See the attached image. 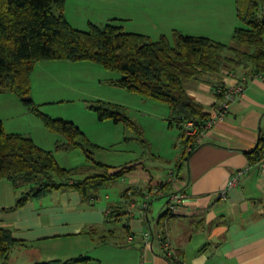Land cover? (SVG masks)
Instances as JSON below:
<instances>
[{
	"label": "crops",
	"instance_id": "1",
	"mask_svg": "<svg viewBox=\"0 0 264 264\" xmlns=\"http://www.w3.org/2000/svg\"><path fill=\"white\" fill-rule=\"evenodd\" d=\"M260 13L264 15V8ZM65 16L80 31H87L91 24L103 27L114 22L128 33L153 41L162 36L172 37L178 31L230 46L235 45L234 31L241 26L237 0H67ZM227 55L236 56L233 52ZM94 68L91 62H39L31 76V97L38 106L52 103L56 96L50 93L51 88H36L48 81L65 90H59V95L77 93L79 78L78 74L73 78L72 69L90 72L92 79ZM110 74L108 84L120 78L117 73ZM101 76L96 78L99 86L103 85ZM238 84L245 86L244 94L188 156L181 131L171 125L168 105L126 93L113 85V92L120 97L95 94L97 100L125 109L144 127L143 149L127 137L124 141L126 130L122 123L102 121L94 112H86L91 137L79 122L66 121L74 123L101 150L124 149L116 152L127 157L120 156L117 161L101 155L94 157L110 167V173L134 169L111 183L119 184L121 191L116 200L106 195L107 203L96 193L86 198L76 190L63 189L12 210L19 193L10 181L0 180V226L10 229L20 242L5 264L65 262L74 258H89L90 264H171L162 256L161 234L170 240L183 264H264V172L250 168L247 155L264 139V73L255 74L254 64L242 61L213 77L208 74L193 80L186 89L208 114L214 115L220 104L216 88ZM0 96V120L6 133L29 137L37 146L53 153L58 145L65 144V138L50 132L16 95L6 92ZM63 100L67 99L55 101ZM58 164L65 169L89 165ZM248 168L239 185L228 191L231 177ZM94 172L99 171L89 168L88 174ZM168 182L170 187L156 195L154 189ZM174 193L187 196L177 213L169 212ZM162 197L166 199L161 201L164 207L160 209L163 205L153 202ZM166 213L169 219L163 217ZM113 224H123L118 236ZM145 231L153 233L149 246L143 236ZM14 252L18 255L11 261Z\"/></svg>",
	"mask_w": 264,
	"mask_h": 264
},
{
	"label": "trees",
	"instance_id": "2",
	"mask_svg": "<svg viewBox=\"0 0 264 264\" xmlns=\"http://www.w3.org/2000/svg\"><path fill=\"white\" fill-rule=\"evenodd\" d=\"M66 3L67 0H0V94L16 95L50 132L64 137L65 144L58 145L56 150L80 148L89 164L76 169L62 168L52 151L40 148L24 135L6 133L0 120V180L10 181L19 193L12 210L63 189L76 190L90 198L104 185L134 169L110 173V167L94 158L98 147L74 123L53 118L40 110L31 97V76L39 62H91L119 74L120 78L111 84L170 107L171 125L181 131L185 147L193 140L185 135L184 123L204 124L212 117L189 96L186 89L189 82L218 74L242 61L252 62L255 74L264 73V15L260 13L264 0H237L241 26L234 31V46L246 48L242 54L233 45L206 37L185 36L178 31H174L172 37L162 36L156 41L128 33L114 22L103 27L91 24L87 31H80L69 24L65 16ZM228 52L236 56H228ZM216 94L222 101L224 93ZM90 109L102 121L122 123L134 133L142 134L141 127L125 109L101 102L92 104ZM193 151H185V155ZM263 152L262 138L255 150L247 152L251 166L262 160ZM89 168L99 172L88 174ZM81 175L85 177L78 178ZM170 185L169 182L160 185L156 195ZM163 217L169 219L170 215L166 213ZM17 244L20 242L12 231L0 226V259L4 264ZM169 262L181 264L175 259ZM37 264H90V259Z\"/></svg>",
	"mask_w": 264,
	"mask_h": 264
},
{
	"label": "rangeland",
	"instance_id": "3",
	"mask_svg": "<svg viewBox=\"0 0 264 264\" xmlns=\"http://www.w3.org/2000/svg\"><path fill=\"white\" fill-rule=\"evenodd\" d=\"M234 47H236L238 50L243 49L239 45L234 46ZM92 64H94V67H95L94 68L95 75L92 76V79L90 76V72L81 71L78 69H72L73 78H74L75 74H78L79 81L77 82V84L79 87V91L77 93L67 94L68 97H66L63 94L59 95V90H62V89L60 88L58 83H55V85H54L53 82L48 81L47 83H42L41 85H36V88L38 90L41 88H43V89L51 88L50 93L53 96H56V97H54L55 100H59V98L67 99V100H63L61 102H57L54 100L52 103H48L47 105L40 106V110L43 113H45V114H47L53 118H57L54 116H61L65 120H68V119L71 120L72 119V120H75L73 122H79L80 124H82V126H84L85 130H87L90 133V137L92 135V129L89 126L90 125V119L88 117V114H86V112L87 113H93L94 111L90 109V106L94 103L101 102L100 100H97L93 96L95 94H102V95L109 96V97H116V98L120 97L118 94H115V92H113V90H112L113 88H111L115 85L110 84V83L108 84V82L106 81L110 77V75H111L110 73L114 74L115 72L106 70L101 65H98L95 63H92ZM99 75H102L100 77V81L102 80V84H103L102 86H99L97 81H96V78ZM209 75H211L213 77L216 74H209ZM206 76L207 75H205L204 77H206ZM36 83H37V80H36ZM75 83L76 82H74L73 84H75ZM111 85H113V86H111ZM122 90H124V89H122ZM62 91L65 92V90H62ZM125 91H126V93H130L127 90H125ZM34 94H35L36 98H38L37 90L35 91ZM130 94H133V93H130ZM69 98L71 99L70 101H68ZM32 99H33V97H32ZM101 103H103V102H101ZM28 110H29V108H28ZM29 112L33 117H36L31 112V110H29ZM93 115H95V114H93ZM37 119L40 122H42L39 118H37ZM138 125L142 129V134L134 133L130 128H127L123 125L124 129L126 130V135L124 133V141H125V137H127L128 139H126V140H128V141L131 140L130 143L133 142L140 147H142V146L144 147V141L145 140L143 141L140 137H143V139H146L145 133H144L145 129L140 124H138ZM145 132H146V130H145ZM56 135H58V134H56ZM143 147H142V149H143ZM180 149H181V147H180ZM53 150L55 151L54 154L56 155L58 162H60L62 166L67 165L68 164L67 162H69V164L67 166H70V167L82 166V165L88 163V158H87L86 154L80 148L70 150V151H57V152H56V149H53ZM119 150L123 151L124 149L121 147H115L114 149H106V150L102 149L101 150L98 147L95 149L94 157L97 158L101 155L102 157H105V158L112 160V161H117L118 159H120V156L121 157H127L124 154H118L116 151H119ZM58 154H60V155H58ZM64 154L66 156H64ZM80 177H84V176L81 175ZM118 185L119 184H116V183H114V184L110 183V184L104 185L102 188H100L99 190L96 191V194L99 195V197L102 198L105 203H107V201L105 200L106 195L111 196L112 200H116L120 194V191H121L120 186H118ZM165 199H166V197H162L160 199H157L153 202V204L160 202L163 205L160 208V209H162L164 207V204L161 201L162 200L164 201ZM155 210H157L156 206L154 207V211ZM113 225H114V229H116V231H117L116 236H118V234H121L120 232L123 231V229H122L123 224H121V225L113 224ZM117 241H118V239H117ZM16 255H18V254L15 252L12 254L11 261H13L15 259ZM3 261L4 260L0 259V264H2ZM10 263H13V262H9V264Z\"/></svg>",
	"mask_w": 264,
	"mask_h": 264
},
{
	"label": "built area",
	"instance_id": "4",
	"mask_svg": "<svg viewBox=\"0 0 264 264\" xmlns=\"http://www.w3.org/2000/svg\"><path fill=\"white\" fill-rule=\"evenodd\" d=\"M245 91V86L243 84H238L235 86H230L226 87L224 85H219L216 88V93L222 94L224 93L223 100L220 101V104L217 108V111L214 115H212L211 119L206 121L204 124H199L198 122L191 121V122H186L184 123V131L185 135L188 138H191L193 141L192 144L188 145L185 150L188 152L193 151L196 149L199 144L202 141V137L207 134L210 130L213 129L214 125L216 124L217 121L223 120L226 118L231 104L241 95L244 94ZM250 168H257L258 170L264 172V152H263V158L261 161L257 162L254 166H250ZM250 168L246 170H239L237 171L229 180L228 182V187L227 190H232L236 188L242 177L249 172ZM159 187H156L154 190L155 192L158 191ZM186 194L185 193H174L171 195V202L169 206V212L171 213H177L178 207L183 201L186 199ZM146 199L149 201L150 200V195L146 197ZM147 203L143 205V210L147 208ZM144 239L146 241L147 246L150 245L151 241H153V233L151 231H145L144 234ZM166 237V236H165ZM164 237V234L160 235L161 239V249H162V255L165 259L171 261V260H177L181 264H183L182 258L178 257L176 250L173 248L170 240L166 237ZM130 239H133V237L130 236Z\"/></svg>",
	"mask_w": 264,
	"mask_h": 264
}]
</instances>
